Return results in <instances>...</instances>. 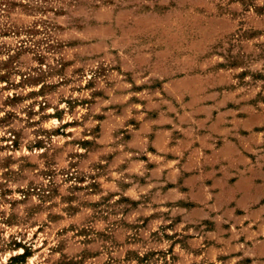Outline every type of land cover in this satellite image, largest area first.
I'll use <instances>...</instances> for the list:
<instances>
[{
  "label": "rangeland",
  "instance_id": "374dc122",
  "mask_svg": "<svg viewBox=\"0 0 264 264\" xmlns=\"http://www.w3.org/2000/svg\"><path fill=\"white\" fill-rule=\"evenodd\" d=\"M0 264H264V0H0Z\"/></svg>",
  "mask_w": 264,
  "mask_h": 264
}]
</instances>
